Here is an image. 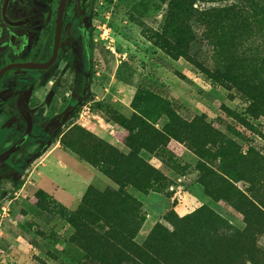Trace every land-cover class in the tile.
I'll use <instances>...</instances> for the list:
<instances>
[{"label":"rangeland","instance_id":"374dc122","mask_svg":"<svg viewBox=\"0 0 264 264\" xmlns=\"http://www.w3.org/2000/svg\"><path fill=\"white\" fill-rule=\"evenodd\" d=\"M191 7L196 12L175 11L168 23L170 0H93L87 15L71 16L53 66L4 77L2 98H20L38 122L25 128L27 116L15 108L18 127L0 129V264L136 261L112 253L109 239L101 244L89 230L76 233L68 220L86 191L118 189L87 158L107 162L123 178L131 161L140 169L130 155L162 176L144 192L121 186L142 205L138 246L156 226L171 232L170 220L204 208L183 226L191 242L206 245L207 209L249 228L264 252V226L234 207L238 193L264 182L250 185L246 165L235 158L252 148L264 162V115L252 110L254 99L264 98V0ZM205 9L206 23L199 15ZM108 149L120 155L116 162ZM92 217L89 211L82 223ZM211 241L220 254L212 264H224L237 248ZM204 250L174 264H208ZM231 264H264V257L254 263L242 255Z\"/></svg>","mask_w":264,"mask_h":264},{"label":"trees","instance_id":"16d2710c","mask_svg":"<svg viewBox=\"0 0 264 264\" xmlns=\"http://www.w3.org/2000/svg\"><path fill=\"white\" fill-rule=\"evenodd\" d=\"M196 1L206 3V0H170L168 23L170 20H175L173 18V15L176 14L175 11L196 12L191 7ZM243 1L247 7L249 0ZM235 8L239 11L238 6ZM199 15L206 23V9L200 12ZM172 24L173 21L168 26L171 27ZM260 83L263 85L264 82L260 81ZM254 100L259 106L253 107L252 110L257 114L264 115V98L262 99V96H258ZM130 149L133 150L132 147ZM108 152L112 156L113 161L116 162L114 159H117L120 155L116 154L112 149H108ZM130 156L127 160L134 159L135 162H139L140 169L135 168L131 161L123 178L117 176L115 167H108L107 162L105 163V161L95 158H87L88 162L102 168L103 173L114 181L118 189H105L104 191L91 189L86 191L77 212L68 216V220L73 224L76 233L89 230L95 234L93 235L95 237L94 241L101 242V244L103 242L106 243V241L108 244V239L111 240L113 245L111 244L110 251L118 256L124 253L132 256L136 261L131 259V264H174L185 256L204 252V249H206V261H209L208 264L210 262L212 264L216 257L220 256V254L216 255L217 249L211 241L212 237L218 240L236 242L237 248L234 250V254L232 256L230 254L223 256L226 259L224 264L234 263L242 255H246L254 263H257L258 258L264 257V252L258 247L256 241L252 240V231L249 228L244 227L241 230L234 228L207 209L206 227L201 230V232L206 230V245L203 246L202 243L198 245L193 241L191 242L192 237L184 234L183 226L187 219L199 218L205 211L204 208L198 209L188 216L170 220L173 228L171 232L156 226L144 243L138 246L134 242V237L144 220L142 205L136 198L124 192L121 186L131 185L144 192L150 190L154 184L161 181L162 176L137 156ZM235 158L246 165L244 171L252 179L250 185H253L256 180L264 179L263 157L258 151L249 148L245 153L237 152ZM110 164L114 166L115 163L111 162ZM206 169L211 176L218 178L210 169L207 167ZM246 193L245 195L238 193L234 207L245 216L246 220L250 221V224L264 226V182L258 183L255 188L252 186ZM89 211H94L95 217L88 218L86 222L82 223ZM188 233H192V231ZM210 233L213 235L211 236Z\"/></svg>","mask_w":264,"mask_h":264},{"label":"flooded vegetation","instance_id":"af4514ba","mask_svg":"<svg viewBox=\"0 0 264 264\" xmlns=\"http://www.w3.org/2000/svg\"><path fill=\"white\" fill-rule=\"evenodd\" d=\"M92 1H65L61 17L59 45L55 60L51 66L61 57L71 16L73 14L77 16L87 15V8ZM59 2L60 0H0V68L10 63H42L51 58L55 43V20ZM71 8L73 11H71ZM71 55L73 54L70 52L66 53L65 56L71 58ZM15 69L38 71L35 69L13 68L0 77V129L6 130L5 134L9 130L18 127L14 124L16 116L10 114L16 109L27 116V121L24 122L25 128H28V122H30L29 126L38 122L34 117L31 119L25 113L23 102L20 98L13 101L9 97L2 98L1 96V84L4 77ZM1 102L5 103V105ZM12 102H14V105H12ZM3 111L7 112L4 117L1 116V112L4 113Z\"/></svg>","mask_w":264,"mask_h":264},{"label":"water","instance_id":"95a60500","mask_svg":"<svg viewBox=\"0 0 264 264\" xmlns=\"http://www.w3.org/2000/svg\"><path fill=\"white\" fill-rule=\"evenodd\" d=\"M66 0H60L57 13H56V31H55V43L53 47V52L51 58L46 62H24V63H10L0 68V77L2 74H4L6 71L13 69V68H25V69H35V70H45L48 67H50L56 57L59 40H60V30H61V17H62V10L64 8Z\"/></svg>","mask_w":264,"mask_h":264}]
</instances>
